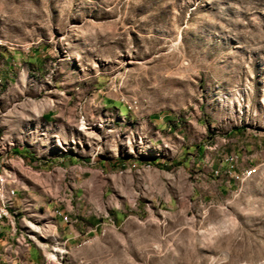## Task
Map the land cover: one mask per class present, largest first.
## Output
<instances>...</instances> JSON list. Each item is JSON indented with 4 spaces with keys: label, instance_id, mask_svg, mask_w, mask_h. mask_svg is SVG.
Instances as JSON below:
<instances>
[{
    "label": "rangeland",
    "instance_id": "obj_1",
    "mask_svg": "<svg viewBox=\"0 0 264 264\" xmlns=\"http://www.w3.org/2000/svg\"><path fill=\"white\" fill-rule=\"evenodd\" d=\"M12 189L36 264H264V0H0Z\"/></svg>",
    "mask_w": 264,
    "mask_h": 264
},
{
    "label": "crops",
    "instance_id": "obj_2",
    "mask_svg": "<svg viewBox=\"0 0 264 264\" xmlns=\"http://www.w3.org/2000/svg\"><path fill=\"white\" fill-rule=\"evenodd\" d=\"M11 201L6 200L2 195H0V204L2 210H10L13 212L14 199L10 197ZM60 215L59 212H57ZM65 221L68 222V218H65ZM13 216H7L6 218H0V251L3 248L5 251L0 256V264H13L17 258H20V252L22 250L20 245H25L27 240L30 239V236L24 233H20L16 227H12ZM69 239H75L79 235L72 229L69 231ZM6 237L11 238L9 243H6ZM27 256V255H26ZM27 257H30L28 254Z\"/></svg>",
    "mask_w": 264,
    "mask_h": 264
},
{
    "label": "built area",
    "instance_id": "obj_3",
    "mask_svg": "<svg viewBox=\"0 0 264 264\" xmlns=\"http://www.w3.org/2000/svg\"><path fill=\"white\" fill-rule=\"evenodd\" d=\"M12 192H13V199H14V197L16 196V190L12 189ZM0 214L3 215L4 218H6V216H13V223H11L12 227H17L16 226V220H15V217H16V213L15 212H10V210H2L1 204H0ZM60 215H62V214L60 213ZM6 240H7L6 243H9L11 238L6 237ZM4 252L5 251H3V248H2L1 251H0V256ZM36 263L37 262L33 261L31 257H27L26 253H25L23 255V257L17 258L13 264H36Z\"/></svg>",
    "mask_w": 264,
    "mask_h": 264
},
{
    "label": "bare ground",
    "instance_id": "obj_4",
    "mask_svg": "<svg viewBox=\"0 0 264 264\" xmlns=\"http://www.w3.org/2000/svg\"><path fill=\"white\" fill-rule=\"evenodd\" d=\"M216 174L218 175L217 172H216ZM0 192H1V190H0ZM12 194H13V193H12ZM6 217H7V216H6ZM0 218H4V216L0 214Z\"/></svg>",
    "mask_w": 264,
    "mask_h": 264
}]
</instances>
